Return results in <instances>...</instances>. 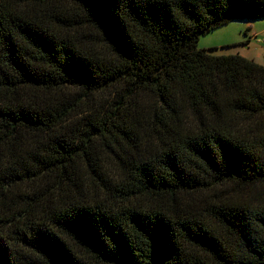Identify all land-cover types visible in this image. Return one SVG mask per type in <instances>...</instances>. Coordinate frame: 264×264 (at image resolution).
<instances>
[{
    "label": "trees",
    "instance_id": "trees-1",
    "mask_svg": "<svg viewBox=\"0 0 264 264\" xmlns=\"http://www.w3.org/2000/svg\"><path fill=\"white\" fill-rule=\"evenodd\" d=\"M262 18L0 0V264H264V64L198 46Z\"/></svg>",
    "mask_w": 264,
    "mask_h": 264
},
{
    "label": "rangeland",
    "instance_id": "rangeland-1",
    "mask_svg": "<svg viewBox=\"0 0 264 264\" xmlns=\"http://www.w3.org/2000/svg\"><path fill=\"white\" fill-rule=\"evenodd\" d=\"M252 25H264V18L251 21L237 19L202 35L199 48L208 49L214 55L240 54L264 64V33L253 36Z\"/></svg>",
    "mask_w": 264,
    "mask_h": 264
},
{
    "label": "crops",
    "instance_id": "crops-1",
    "mask_svg": "<svg viewBox=\"0 0 264 264\" xmlns=\"http://www.w3.org/2000/svg\"><path fill=\"white\" fill-rule=\"evenodd\" d=\"M253 36L264 33V25L261 26H256V25H252V28H250Z\"/></svg>",
    "mask_w": 264,
    "mask_h": 264
}]
</instances>
